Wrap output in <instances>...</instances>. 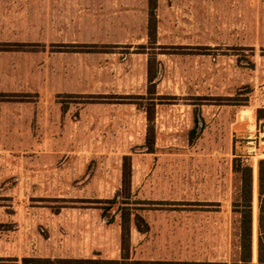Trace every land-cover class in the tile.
I'll list each match as a JSON object with an SVG mask.
<instances>
[{
    "label": "rangeland",
    "instance_id": "374dc122",
    "mask_svg": "<svg viewBox=\"0 0 264 264\" xmlns=\"http://www.w3.org/2000/svg\"><path fill=\"white\" fill-rule=\"evenodd\" d=\"M100 2L0 0V264L120 259L123 212L131 260L242 264L239 161L258 264L264 0H162L116 42Z\"/></svg>",
    "mask_w": 264,
    "mask_h": 264
},
{
    "label": "trees",
    "instance_id": "16d2710c",
    "mask_svg": "<svg viewBox=\"0 0 264 264\" xmlns=\"http://www.w3.org/2000/svg\"><path fill=\"white\" fill-rule=\"evenodd\" d=\"M154 1L151 0L150 12H149V29L155 31V17L153 12ZM264 111V108L260 109ZM259 110V111H260ZM257 168V184H258V238H257V261L258 264H264V158H260L256 163ZM234 172L240 173L241 179V191L243 193L244 203L242 205L243 211H241V255L242 259L239 260V263L242 264H251L252 262V243H253V215H252V199H253V165L244 164L239 161L238 163L233 164ZM123 169V174L125 177L129 173L125 172ZM125 181L126 178H125ZM130 215L129 213H122V233H121V253L120 259L116 260H103V259H61L58 260V264H141L140 260H131L128 252V245L130 240ZM137 230L141 233H144L147 228H141L138 224L133 223ZM162 263V262H159ZM164 264H227V263H216V262H176V261H165ZM28 264V263H25ZM33 264H51L49 260L38 259L35 260Z\"/></svg>",
    "mask_w": 264,
    "mask_h": 264
},
{
    "label": "crops",
    "instance_id": "0c3cea01",
    "mask_svg": "<svg viewBox=\"0 0 264 264\" xmlns=\"http://www.w3.org/2000/svg\"><path fill=\"white\" fill-rule=\"evenodd\" d=\"M153 1V12L155 17L154 34L157 38L164 15L162 10L163 2L162 0ZM100 3L102 5L98 7L104 9V16L107 15L111 18L120 17L123 22L120 24L116 21H112L111 23L107 22L106 24L98 23L97 39L99 41H144L149 38L150 29L148 22L151 0H101ZM10 57L15 58V56L12 55H10ZM18 79L22 80L23 77L21 78V76H17V80ZM15 80L16 77H14L13 82ZM30 81L31 80L29 79L26 83H29ZM13 82L9 84L7 80V87H10Z\"/></svg>",
    "mask_w": 264,
    "mask_h": 264
},
{
    "label": "built area",
    "instance_id": "2783aa9c",
    "mask_svg": "<svg viewBox=\"0 0 264 264\" xmlns=\"http://www.w3.org/2000/svg\"><path fill=\"white\" fill-rule=\"evenodd\" d=\"M263 155H264V153H263Z\"/></svg>",
    "mask_w": 264,
    "mask_h": 264
}]
</instances>
